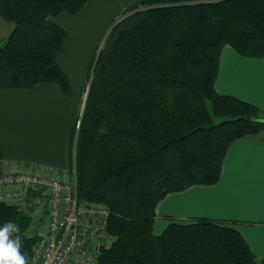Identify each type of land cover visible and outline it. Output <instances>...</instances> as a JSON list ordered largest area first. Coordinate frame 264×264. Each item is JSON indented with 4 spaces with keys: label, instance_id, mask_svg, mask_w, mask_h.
Returning a JSON list of instances; mask_svg holds the SVG:
<instances>
[{
    "label": "trees",
    "instance_id": "obj_1",
    "mask_svg": "<svg viewBox=\"0 0 264 264\" xmlns=\"http://www.w3.org/2000/svg\"><path fill=\"white\" fill-rule=\"evenodd\" d=\"M89 0H0L12 29L0 45V88L54 83L71 95L57 61L67 35L51 18ZM264 57V0H141L109 28L88 69L69 137L77 197L108 209L97 264H264L233 226L207 217L153 232L168 193L218 182L237 138L264 137V110L214 87L220 50ZM20 226L31 263L30 211L0 202V226Z\"/></svg>",
    "mask_w": 264,
    "mask_h": 264
},
{
    "label": "crops",
    "instance_id": "obj_2",
    "mask_svg": "<svg viewBox=\"0 0 264 264\" xmlns=\"http://www.w3.org/2000/svg\"><path fill=\"white\" fill-rule=\"evenodd\" d=\"M141 0H89L76 14L51 18L67 32L57 61L68 76L71 95L51 82L30 89L0 88V170L65 178L68 142L80 110L87 61L110 18ZM12 25L0 18V43ZM67 59L72 80L61 60ZM214 87L264 110V57L243 56L230 45L219 54ZM153 232L171 221L207 217L236 228L258 257L264 256V137L235 139L215 184H195L168 193L157 204Z\"/></svg>",
    "mask_w": 264,
    "mask_h": 264
},
{
    "label": "built area",
    "instance_id": "obj_3",
    "mask_svg": "<svg viewBox=\"0 0 264 264\" xmlns=\"http://www.w3.org/2000/svg\"><path fill=\"white\" fill-rule=\"evenodd\" d=\"M63 179L0 170V200L8 196L4 190L9 186L24 200L45 199L46 227L33 245L30 264H96L94 258H98L101 248L110 245L107 207L79 199L76 189Z\"/></svg>",
    "mask_w": 264,
    "mask_h": 264
},
{
    "label": "rangeland",
    "instance_id": "obj_4",
    "mask_svg": "<svg viewBox=\"0 0 264 264\" xmlns=\"http://www.w3.org/2000/svg\"><path fill=\"white\" fill-rule=\"evenodd\" d=\"M129 7L123 8V10H121L120 13H118V15H115L116 13H114V17L110 18L109 21H107V23L104 25L102 31L100 32V34L98 35V37L96 38V40L94 42L91 54H90L88 61H87L86 79L84 82V89H83V93H82V99H81L82 101L80 104V110L78 112L77 117L81 114L83 104L85 101V97H86V93H87V88H88V86H87L88 85L87 84V82H88L87 81L88 80L87 73H88L89 65H90L91 61L94 60L93 62H95V58H96L97 53L100 49L103 38L106 35V33L108 32L109 28L112 27V25L118 20L119 17L122 16V14L125 11H127L129 9ZM1 19H3V18H1ZM9 23L12 25L11 22H9ZM5 39L6 38L3 39L2 43L5 41ZM2 43H0V45ZM61 64L68 71L69 76H71V78L73 80L74 75L77 72H72L73 70H71L69 68L70 64L68 63L67 59L63 58L61 60ZM65 174H66V176L62 181L68 182V185H70L72 188L76 189L74 173H72V171L70 170V168H68V166L66 167ZM6 189L4 191H6L8 193V196L5 195L6 196L5 199H3V200L1 199L0 202L10 204V205H14V206H16L20 209H23V210L28 209L32 215V222H31V226L29 227V229L26 232L28 234L36 233L37 237L39 235H41L45 231V227H46L47 210H46L45 199L40 197L39 200L35 201L32 199V197H30L29 199L24 200V198H22L21 196L14 194L15 189L13 186H9V188H6ZM109 239H112L111 235H108V240ZM94 260H96V264H97V258L96 259L94 258Z\"/></svg>",
    "mask_w": 264,
    "mask_h": 264
},
{
    "label": "clouds",
    "instance_id": "obj_5",
    "mask_svg": "<svg viewBox=\"0 0 264 264\" xmlns=\"http://www.w3.org/2000/svg\"><path fill=\"white\" fill-rule=\"evenodd\" d=\"M20 226L7 221L0 226V264H30L27 253L23 252V238Z\"/></svg>",
    "mask_w": 264,
    "mask_h": 264
}]
</instances>
